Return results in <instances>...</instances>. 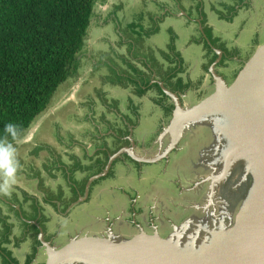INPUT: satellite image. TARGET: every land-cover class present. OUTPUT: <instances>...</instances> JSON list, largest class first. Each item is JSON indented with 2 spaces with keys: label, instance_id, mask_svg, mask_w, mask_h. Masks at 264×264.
Listing matches in <instances>:
<instances>
[{
  "label": "rangeland",
  "instance_id": "1",
  "mask_svg": "<svg viewBox=\"0 0 264 264\" xmlns=\"http://www.w3.org/2000/svg\"><path fill=\"white\" fill-rule=\"evenodd\" d=\"M180 1L182 0H171L169 2L168 0H165V2L162 0H140L138 4L128 9L125 0H97L83 51L75 62L74 75H71L67 81L62 83L52 100L50 108L38 119H41L40 122H36L37 135L32 137L31 132L35 128L32 127L27 134L20 138L22 141L25 140V143L31 144L27 148V153H32L34 157L41 155L42 152L48 154L49 159L45 162L44 169L41 170L39 163L36 161H25L23 155L26 154V151L20 150V146L25 143H7L11 144L17 152L15 159L18 161L19 168L16 174V183L12 186L10 194L0 193V197H8L17 210L0 200V221L9 214L20 213L21 215L20 204H16L18 197L36 194L40 188L44 191V186H40V170L42 172L44 170L49 171L52 174V172L64 169L60 166L59 158H62L66 163V159L70 156H66L64 153L59 154L58 149L68 150L65 153L70 154L72 152L70 148L76 147L85 150L84 153L79 154L76 149L74 154L77 153V156L72 160L76 167L67 166L63 178L66 184L68 183L74 187L77 191V197H79V192H82L84 196L88 192L89 178L92 176L91 174H96L95 168L98 166L96 162L100 163V168L102 162L106 164V168L102 171H111V174L115 172L114 168L110 170L114 160L113 157L108 159L107 155L111 151L105 145L108 144L111 147L112 141L120 145V141H122L124 148L120 151L121 157L116 163L121 162L122 164L118 165V169L121 167L124 173L131 175V179L133 177V186L125 181L122 183L118 179V183H115L111 176L106 177L108 180L106 184L112 183L111 185L118 188L111 196L112 200L109 198L104 200L110 202L107 206L109 210L112 209V201L117 200L123 205L124 217L128 222L138 225L145 218L143 215L145 214L148 217L147 222L150 223L149 226L141 224L145 231L151 234L159 231L161 235L163 234V237L172 238L184 251L197 254L208 252L211 255L208 257L215 263L218 261L219 264L224 261L225 264H264V224H262L264 220H261V218L254 219L255 225L251 229L252 232L244 240L250 242L252 241L251 237H254L256 240L254 243L251 242L244 247L243 241L237 244L231 243V245L228 244L230 247L227 250L225 242H230V240L226 241L227 237L221 239L223 242L221 240L218 244L215 242L217 238L224 234L222 232L235 226L239 211L251 200L252 193L258 192L261 186H263L264 191V178L261 177L262 174L260 173L262 171L258 169L259 165L256 164V160H258L264 165L262 159L264 154L258 146L263 144V141L259 140L258 137L262 136L263 129H260L259 126L261 125L260 120L264 119V107H260L263 117L260 120L256 119L257 116L251 111L252 107L247 102L249 99L244 95H238L237 98L235 97L236 99L233 98L234 100L231 103L233 106L231 107L241 112V127H236L238 115L233 113L234 115L231 116L227 113L228 110L225 109V105L230 101L226 98L221 104L224 108L218 109L224 110L222 112L224 114H220L221 111L218 110H205L197 118L186 120L183 118L177 128L170 129L176 116H182L181 113L191 110L207 97L200 98L197 101L196 96L202 94V90L197 88V91H195L196 89L189 90L187 93L190 99L188 101L185 99L186 103L184 104L182 98L186 97H182L179 93L177 95L180 97L182 107L177 110L179 103L175 93L180 92L182 88L171 84L166 79H162V72L158 69V65L162 61L171 59L169 53L181 69L183 59L179 53L180 50L175 46V40L178 36L183 43L184 38L188 36L192 43L201 41L206 44V48L209 50L208 57L210 58L218 55L221 59L219 50L225 53L223 62L218 59V63V60L210 63V59H206L203 66L197 68L195 77H205L203 73H207L206 78H212L214 84L212 83L210 88V95L215 93L218 88L225 90L230 87L254 56L250 58L253 50L243 51L241 61L234 60V58L230 59L228 53L232 51L234 54L239 55L238 52L233 50L235 48L234 44L222 43L216 36L222 38V34L229 32L231 35L230 40L237 41L239 34L237 31L242 28V30H246L245 33H248V39L253 38V35L250 36L251 31L260 29V24L264 25V0H218L213 4L206 0H196V7L192 10H186L183 7L184 4ZM105 3L110 4L111 10L104 12L103 16L98 15L100 12L96 9ZM245 3L250 6H244ZM210 8L215 11L213 15L221 20L226 17L230 18L237 13L238 18H233L234 26L220 31L218 34L215 28L209 26ZM183 11L185 14H182ZM251 13L253 14L251 15ZM169 18L176 20V25L171 28V33L164 29L168 28L165 22ZM94 22L96 23L95 26H93ZM101 27L102 29L96 32ZM179 27L187 29L179 31ZM156 28L160 33L158 35L159 41H148V38L152 37V31H158ZM164 30L166 33L163 39H160ZM189 30L190 33L188 34ZM245 33H242V35ZM257 37L259 41L264 40V34H258ZM244 38L246 40L247 36H244ZM156 73L159 75L158 80H155ZM87 75H92L94 79L93 81L90 80V86L81 85L80 92L86 94V90H88L82 104L77 107L74 102L65 101L67 107L77 108L76 113H74L76 116L69 114V121L81 124L83 129L75 130L72 126L65 127L63 123L48 119L47 117L52 112L53 107L69 95V91L75 88L73 85L79 81L81 76L87 77ZM148 76L150 85L166 99L172 100L173 105L167 107L174 106L173 110L171 109V116L165 115L167 121L165 124L162 122L164 126L161 129L158 125V118H153V114L151 116L152 107L146 105L143 109L146 110H141V105L133 97L134 92L130 93L131 90L129 92L124 90L127 86L140 93L139 91L144 87L142 82H145ZM184 82L188 84L187 81L184 80ZM180 83L183 84L182 81ZM107 87L109 88L107 89ZM253 88L254 86L250 90H253ZM168 90L174 93L175 98L167 92ZM244 91H246V88L241 92ZM194 98L197 101L196 103L189 101L191 99L195 100ZM117 99L125 100L124 102L130 105V115L121 112L122 108L119 109L121 104H118ZM109 108H111L114 116L107 117L106 113L101 116L102 112ZM138 117L142 118V121L140 119L136 120ZM120 119L123 126L119 123ZM126 121L130 125L132 124V128ZM127 130L129 136L125 138L122 132ZM46 133V136H51L63 147L46 143L41 138ZM248 135L253 141L245 143L241 148L233 149L240 140L246 139ZM28 139H30V142L27 141ZM135 142L136 144H134ZM34 144L36 145L34 146ZM101 147H105L104 150ZM154 148L155 154H146V157H142L144 159L142 162L136 160V154L140 150L143 153ZM110 149L114 150L113 147ZM186 149H189L187 151L190 153L189 155L186 152L181 153ZM133 150L136 154L132 152ZM98 152L99 154L96 157L95 155ZM186 158L187 160H185ZM176 161L175 165L177 167L172 168ZM25 164H27L26 168L24 167ZM20 165H23V167H20ZM54 166L57 170H54ZM130 166H133L132 170ZM24 170H26L28 178L23 177L24 175L20 176ZM35 176L38 178L37 180H34ZM32 177L33 181H28ZM3 179L2 174H0V183H3ZM20 181L22 185H26L24 189L17 187L20 185ZM64 189L65 185L62 186V190ZM62 195V193L60 195L56 194V197ZM46 196H53V194L46 192ZM104 197L108 196L105 195ZM93 198L94 195L92 194L89 206L94 203ZM145 199L146 201L150 199L152 203L147 204L150 205V209L155 211V220L149 208L147 211L142 209V202L145 203ZM259 203H264L263 199ZM8 210H10L9 213ZM63 211L66 212V209L64 208ZM63 211L60 210V212ZM82 214L84 213L76 211L73 218L83 220ZM64 222L68 224L69 220H64ZM249 222L250 219L246 218L245 225H248ZM17 225L14 227H17ZM36 228L40 232L38 235L35 234V236H38V243L42 245L47 253L48 247L44 244L47 240L45 241V237L41 238L44 229L42 230L39 224L36 225ZM125 232L128 233L129 229L126 228ZM215 246L217 248H214ZM29 253H33V250H30ZM93 258H100L101 260L99 259V262H89L86 259L68 258L67 256L62 258L58 264H105V256L101 257L96 254ZM44 260H46L45 256ZM106 262V264H123L113 258Z\"/></svg>",
  "mask_w": 264,
  "mask_h": 264
},
{
  "label": "crops",
  "instance_id": "2",
  "mask_svg": "<svg viewBox=\"0 0 264 264\" xmlns=\"http://www.w3.org/2000/svg\"><path fill=\"white\" fill-rule=\"evenodd\" d=\"M112 1V0H110ZM165 2V0H162ZM171 0H168V2ZM209 3L213 4L214 2H217L218 0H206ZM140 0H125V3H127V8H131L133 5L138 4ZM183 3V7L187 10H192L196 7V0H182L180 1ZM181 7V4L179 5ZM244 6H250L249 4L245 3ZM96 7V6H95ZM175 7V6H174ZM100 13L98 15L103 16V13L109 12L111 10L110 4L105 3L101 4L97 9ZM248 11V10H247ZM95 13V12H94ZM213 8H210L209 16V26L216 29V32L219 34L220 31H224L225 29L231 28L234 26V20L233 18H238V14L235 13L230 18H225L221 20L220 18H217L215 15ZM180 14V13H179ZM182 14H185L184 11ZM253 13H251L252 15ZM167 15V14H166ZM96 23H93V26H95ZM99 26V24H97ZM166 27L164 28L167 30L168 33H171L172 27L176 25V20L174 18H169L165 22ZM91 27V26H90ZM264 25L260 24V29H256L254 31H251L250 36L253 35V38L248 39V33H245L246 30H242L240 28L237 32L238 34V40L232 41L230 40L231 35L230 33L226 32L225 34H222V38H219L220 36H216L217 39H220L222 43H233L235 48H233L234 51L238 52L239 55L234 54L233 51L231 53H228V56L230 59L239 60L241 61V54L243 51H246L247 49L253 50L250 58L256 53L259 47L264 44V40L259 41L257 35L258 34H264ZM102 29L99 28L98 30ZM157 29V28H156ZM187 28L179 27V31L185 30ZM190 29V27H188ZM90 30V29H89ZM158 30V29H157ZM165 30L160 36V39H163V36L165 35ZM89 33V32H88ZM190 33V30L188 34ZM242 33H245L242 35ZM152 37L148 38V41L156 42L159 41L158 35L159 30L157 32L152 31ZM254 35L256 36L254 38ZM88 36V35H87ZM241 36V37H240ZM244 36H247V39L245 40ZM240 37V38H239ZM204 45V46H203ZM175 46L177 49L180 50V54L182 55L183 62L181 63V69L176 65L175 60H173L171 53L168 55L171 56L170 60L162 61L160 65H158V69L160 72H162V79L168 80L171 84L177 85L179 88H182L180 92H176V94L182 95V98L184 104L186 103V100L190 99L189 94L187 93L189 90L198 89L202 90V94H197L196 99L197 101L201 98L208 97L211 93L210 88L212 86L213 80L212 78L207 79L206 75L207 73H203L205 77H195V73L197 72V68L200 66L202 67L205 63L206 59H210V63H213L216 57L212 56L211 58L209 56V50L206 48V44H204L201 41H196L195 43H192V41L188 38H184V42L182 43V40L180 37H176L175 40ZM208 46V45H207ZM170 51V50H169ZM231 51V50H230ZM219 53H221V59H219L221 62H223L225 58V53L223 51L219 50ZM232 54V56H231ZM218 56V55H217ZM236 56V57H235ZM249 58V59H250ZM229 59V60H230ZM248 59V60H249ZM216 60V61H217ZM217 61V63L219 62ZM177 61V59H176ZM214 67V66H213ZM158 73H156L155 80H158ZM164 77V78H163ZM92 75H87V77L81 76L79 78V81H77L69 92V95L66 96L63 101H60L58 105L53 107L52 112L48 115V119L51 121L55 120L57 123H63L65 127H73L75 130H81L83 129V126L81 124H75V122L71 123L69 121L70 115L76 116L74 113H76V109L73 106H66V100L74 102L77 107H79L80 104H82V100L86 97L88 90H86V94L84 92H80L81 85H88L90 86V80L93 81ZM161 80V79H160ZM185 81L188 82V84H185ZM183 82L180 83V82ZM146 82V83H145ZM142 82L144 87L139 91L140 93L135 92L131 87H125V92H134V98H136L137 103H139L141 106V110L144 109V106L148 105V107H152L151 116L153 114V118H158V125L160 126V129L163 128L164 124L166 123L167 119L165 118V115L171 116V112L174 108L173 107H167L171 106L172 100L166 99L159 91L153 88V86L150 85L149 82V76L146 78V81ZM149 82V83H148ZM163 82V81H161ZM160 82V83H161ZM179 82V83H178ZM82 83V84H81ZM214 84V83H213ZM132 86V84H130ZM109 87H107L108 89ZM87 89V88H86ZM197 89L195 91H197ZM169 91V90H168ZM170 92V91H169ZM133 95V94H132ZM65 96V95H64ZM132 97V98H133ZM63 98V97H62ZM186 99V100H185ZM195 99V98H194ZM195 100H189L190 102L196 103ZM119 109L122 108L121 112H126L127 115H130V105L128 103H125L121 99H117ZM165 103V104H163ZM67 107V108H66ZM140 109V108H139ZM172 109V110H171ZM146 110V109H145ZM143 110V111H145ZM106 113L107 117H113L114 114L111 112V108L106 109L102 112L101 116ZM67 114V116H65ZM106 117V120H107ZM164 117V118H163ZM45 119V118H44ZM140 119L142 121V118L138 117L136 120ZM41 120V119H40ZM40 120H37L40 122ZM36 121V122H37ZM127 121H129L127 119ZM126 121L127 124H129ZM35 122V124H36ZM164 124H163V123ZM121 126H123V122L120 119ZM35 124L33 127H35ZM44 125V124H43ZM131 126L132 128V124ZM37 128L35 127L32 133V137L37 135L36 134ZM27 134V133H26ZM47 133L44 135L46 136ZM122 135L127 138L129 136L128 130L122 132ZM41 137L46 143H51L52 146L61 145L59 142H56L54 138L51 136ZM124 139V138H123ZM30 142V139L27 140ZM25 140H18L15 143H25ZM82 143V142H81ZM136 144V142L134 143ZM159 144V143H158ZM31 144H22L20 146V150H25L26 154L23 155L26 162H34L36 161L39 163V168L42 170L44 169L45 162L48 161L49 157L46 152H42L41 155H37V157H34L32 153L28 152V146ZM36 144H34L35 146ZM111 147L114 148L112 151L110 146L107 144L105 145L106 148H108L111 152L108 156L113 157V164L111 165V169L114 168V173L111 174V171H102L106 168V164L102 162L101 168L100 163L96 162L98 166L95 168L96 174H91L89 181H88V192L84 196L82 192L80 193V196L77 197V191L74 189V187L70 184H66L64 181V176L66 172L67 166L76 167V164L72 162L73 158L77 156V153H84L85 150L70 148V153H65L68 150L65 149H58L59 154H65L66 156H70V158L66 159L67 162L62 160V158H59L60 166L64 169L57 170L54 166V170H57L55 172H52V174L49 173V171H41L40 176V186L43 185L44 191L40 188L38 193H33L32 195H25L21 198L18 197V200L16 204L19 205L20 213L17 214H9L4 216L2 220L0 221V264H46L48 260L47 253L45 249L42 247V245L38 243V234L40 233L39 230L36 228V225L39 224L40 227H42L43 234L41 235V238L45 237V240L49 242L55 249L63 248L64 246L68 245L71 240L84 237V236H101V235H107L111 234L115 238L119 240H127L135 235H137L141 228H143V225L149 226L150 223L147 222L148 217L144 215V219L140 224L130 223L128 220L124 217V207L121 203L117 202V200L112 201L111 207L112 209L109 210L107 208L108 204L110 202H105L106 198H109L112 200V195L117 191V187L107 183L106 177L111 176V178L117 182V179L120 180L122 183L125 181L127 184H131L133 186V177L131 179V175L128 173H124L122 171L121 167L118 169V165L122 164L121 162H118L121 155V150L124 148L123 142L120 141V145H117L115 141L111 142ZM62 146V145H61ZM63 147V146H62ZM105 147L102 150H104ZM137 148V147H136ZM77 149V153L74 154V152ZM138 149V148H137ZM101 150V151H102ZM100 151V150H99ZM139 151V149H138ZM137 151V152H138ZM120 152V153H119ZM136 154V152L133 150ZM148 153L155 154V148L151 149L150 151L147 150L146 152H138L136 154V160L141 161L144 160L143 158L146 157ZM17 152H15L16 156ZM23 154V153H21ZM99 152L96 153V157L98 156ZM40 156V157H39ZM143 157V158H142ZM41 158V161H40ZM92 158V157H90ZM95 160L94 158H92ZM134 160V159H133ZM98 161V160H97ZM109 161V160H108ZM145 163V162H143ZM125 166H127L125 164ZM20 167H23V165H20ZM24 167H27V164L24 165ZM133 166H130V169L132 170ZM118 169V170H117ZM76 172V171H75ZM24 175L23 177L28 178L26 175V170L22 172L20 176ZM36 176L34 177V180H37ZM96 179V180H95ZM131 179V181H130ZM28 180V179H27ZM22 181V180H21ZM17 186L20 189H24L26 187L25 184H21ZM28 181L32 182L33 177L29 179ZM65 185V189L62 190V186ZM71 186V188H70ZM46 192H50L53 194V196H46ZM63 194L61 197H56V194L60 195ZM92 194L94 195L93 198V204L92 206H89ZM107 195L108 197H104ZM117 195V194H115ZM143 195L142 193L140 194ZM105 198V199H104ZM147 199V198H146ZM145 203L142 202V209L147 211L150 209V205L152 204L149 201H146ZM0 200L4 202L6 205L11 206L12 208H17L12 205L11 201L8 199V197L4 196L3 198L0 197ZM114 203V204H113ZM149 203V204H147ZM59 207H58V205ZM90 207V209H89ZM64 208L66 209V212H64ZM149 208V209H148ZM63 211V212H60ZM151 213L153 214V219L155 220V211L152 209ZM80 211L84 214L83 220H79L77 218H73L74 212ZM8 213L10 210L7 211ZM126 215V213H125ZM148 215V213H146ZM64 220H69V223L67 224L64 222ZM18 225H17V224ZM17 225V227H14ZM29 227V228H28ZM34 227V229H33ZM126 228L129 229V232H125ZM15 229V230H14ZM144 229V228H143ZM37 235L35 236V234ZM44 249V250H43ZM30 250H33V253H29ZM37 253V256L35 257V254ZM44 256L46 257V260H44Z\"/></svg>",
  "mask_w": 264,
  "mask_h": 264
},
{
  "label": "trees",
  "instance_id": "3",
  "mask_svg": "<svg viewBox=\"0 0 264 264\" xmlns=\"http://www.w3.org/2000/svg\"><path fill=\"white\" fill-rule=\"evenodd\" d=\"M96 3L0 0V143L29 132L74 75ZM8 123L17 126L15 139L4 131Z\"/></svg>",
  "mask_w": 264,
  "mask_h": 264
},
{
  "label": "water",
  "instance_id": "4",
  "mask_svg": "<svg viewBox=\"0 0 264 264\" xmlns=\"http://www.w3.org/2000/svg\"><path fill=\"white\" fill-rule=\"evenodd\" d=\"M252 86H254V88L253 90H250L252 89ZM245 88L246 91L241 92ZM258 90H262V92L264 93V45L258 48L254 56L241 71L237 80H235V82L230 87L226 88L225 90H221L218 88L215 93L205 98L200 104L189 111H184V113H181L182 116H176L172 121L170 129L177 128L180 122H182L183 118L185 120L188 118L193 119L202 115L205 110L214 111L224 108L221 104L226 98L230 101V103L225 105V109L230 111H227V113H229L231 116L234 115L233 113L238 115L236 127L239 128L242 126L241 112L234 110V108L231 107L233 106L231 105L234 100L233 98H235L236 96L238 97V95H244L247 97V99H249V101H252V104H255L254 106H256V101L258 99L263 100L264 96H262L261 94H257L258 98L253 96L251 97L249 91L257 93ZM167 92L171 94L173 98H175L173 96V92ZM175 95L178 97L177 102L179 103V105L177 110H179L180 107H182V103L180 97L176 93ZM249 101L247 102L249 103ZM260 107L261 106L257 108L260 113L256 110L252 111L257 116L255 118L259 120L260 117H263V113L260 110ZM218 111H221L220 114H224L222 113L224 110ZM260 124L261 125L259 126V128L263 129V131L261 133L262 136L258 137V139L263 141V144L258 146L260 147L262 154H264V119L262 120V122L260 120ZM251 141H253V139H251V137L248 135L246 139L240 140L233 149L241 148L245 143H250ZM262 159L264 160V156L262 157ZM256 164L259 165L258 169L262 171L260 172L262 174L261 177L264 178V165L261 161L258 160H256ZM260 173L258 174V179ZM259 199H263L264 202L263 186L258 189V192L252 193L251 200H249L239 211L235 226L222 232L224 233V237L222 235L217 238L215 241L216 244H218L221 239L227 237L226 241L230 240V242H225L227 244V247L225 248L229 250L228 248L230 247L231 243L237 244L240 241H243L244 247L248 246V244H250L251 242L254 243L256 241L254 237H251L252 241L250 242L244 240L246 239L247 235L252 232L251 229H253V226L255 225V220L257 218H261V220H264V203H259ZM255 213L257 214L255 215ZM257 215L258 217H256ZM246 218L250 219L248 225H245ZM262 224H264L263 221ZM221 242H223V240H221ZM44 244L48 247V260L46 264H58V262L61 261L62 258H65L67 256L68 258L86 259V261L89 262H99L101 260L100 258V260L93 258L96 254H99L101 257L105 256V264L107 263L106 261H109L110 258H113L115 261L123 264H216L218 262H213V260L208 257L211 256L208 252L197 254L194 252L184 251L172 238L163 237L161 233H159V231L151 234L145 231L143 228H141V231L137 235L127 240H119L113 235L107 234L101 236H84L76 238L71 240L68 245L60 249H55L47 241ZM214 248L217 247L215 246ZM219 264L225 263L223 261Z\"/></svg>",
  "mask_w": 264,
  "mask_h": 264
},
{
  "label": "clouds",
  "instance_id": "5",
  "mask_svg": "<svg viewBox=\"0 0 264 264\" xmlns=\"http://www.w3.org/2000/svg\"><path fill=\"white\" fill-rule=\"evenodd\" d=\"M17 126L12 123L5 125V133L11 135L13 139L17 136ZM19 168L15 159V149L11 144L0 143V174L3 176V183H0V193L9 195L12 186L16 183V174Z\"/></svg>",
  "mask_w": 264,
  "mask_h": 264
},
{
  "label": "bare ground",
  "instance_id": "6",
  "mask_svg": "<svg viewBox=\"0 0 264 264\" xmlns=\"http://www.w3.org/2000/svg\"><path fill=\"white\" fill-rule=\"evenodd\" d=\"M249 94L251 95V97L253 96V97H256V98H258V95L257 94H261L262 96H264V93L262 92V90H258V92L257 93H255V92H250L249 91ZM249 103H250V105H251V107L253 108H251V111H258V109L257 108H259V106H263L264 107V98H263V100H257L256 101V106H254L255 104H252V101H249ZM259 112V111H258ZM260 113V112H259ZM260 118H262V117H260ZM261 122H262V120H261ZM246 222V221H245ZM263 258H264V256H263Z\"/></svg>",
  "mask_w": 264,
  "mask_h": 264
},
{
  "label": "flooded vegetation",
  "instance_id": "7",
  "mask_svg": "<svg viewBox=\"0 0 264 264\" xmlns=\"http://www.w3.org/2000/svg\"><path fill=\"white\" fill-rule=\"evenodd\" d=\"M199 147V146H198ZM187 151H189V149H186V150H184V151H182L181 153L183 154L184 152H186L187 153V155H189L190 153L189 152H187ZM185 160H187V158L185 159ZM179 161H180V159H179ZM177 163V161L176 162H174V164H173V166H172V168H174V167H177L175 164ZM178 199H180V198H178ZM241 207V206H240ZM185 212H186V209H185ZM187 213V212H186ZM185 216V215H184ZM158 221V220H157ZM160 222V221H159ZM160 224L162 225V223L160 222ZM163 229V228H162ZM164 230V229H163ZM163 232V231H162ZM163 235V234H162Z\"/></svg>",
  "mask_w": 264,
  "mask_h": 264
}]
</instances>
